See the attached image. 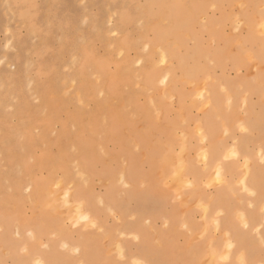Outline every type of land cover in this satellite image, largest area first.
<instances>
[{
    "label": "rangeland",
    "instance_id": "1",
    "mask_svg": "<svg viewBox=\"0 0 264 264\" xmlns=\"http://www.w3.org/2000/svg\"><path fill=\"white\" fill-rule=\"evenodd\" d=\"M263 17L264 0H0V264H221L226 233L190 212L217 191L224 128L240 153L225 189L243 202L257 170L246 202L264 212ZM168 152L185 157L174 185Z\"/></svg>",
    "mask_w": 264,
    "mask_h": 264
},
{
    "label": "crops",
    "instance_id": "2",
    "mask_svg": "<svg viewBox=\"0 0 264 264\" xmlns=\"http://www.w3.org/2000/svg\"><path fill=\"white\" fill-rule=\"evenodd\" d=\"M229 169L231 172H229L228 177L231 179V182L237 180L240 176V171L236 170L233 163L229 165ZM234 188L236 189L237 187L235 186ZM252 189L256 190L254 187ZM219 194L223 195L222 200L217 197ZM203 197L209 201L208 217L211 219H213L214 216V212L212 211L213 207L220 206L225 210V215L220 218V227H222V232L227 233V236L221 234L218 239L214 241V244L218 247L219 251L222 252L227 237L232 240L235 247L231 250L230 264H236L242 253L247 264H264V212L261 210V202L259 199H256V197L251 198V201L255 202V204L257 203V206L254 207V205L251 206L247 204L246 201L250 199L247 193H242L241 198L244 201L240 202L239 197L234 196L233 192L228 191V189L217 190L214 194L205 193L202 195V198ZM240 213H243L245 217L248 224L247 228H244L239 221L238 214ZM190 215L189 219L194 229L203 226V223L196 219L199 216H203V210L194 209L190 212ZM234 232L242 235L241 241L235 237ZM209 244L210 241L209 243L206 241L200 242L198 244L200 251H207Z\"/></svg>",
    "mask_w": 264,
    "mask_h": 264
},
{
    "label": "snow or ice",
    "instance_id": "3",
    "mask_svg": "<svg viewBox=\"0 0 264 264\" xmlns=\"http://www.w3.org/2000/svg\"><path fill=\"white\" fill-rule=\"evenodd\" d=\"M262 27H264V26H262ZM239 131L241 133H246L248 131V129L246 127H244L243 125H240ZM198 134L201 137V142L203 144H207L210 137L205 133V131L203 129H201V130H199ZM223 134L226 138H228L231 141V146L229 147L227 153L222 155L219 159L212 157V161L214 164L215 176H214V179L212 182L205 185V187H207L209 190H212V191L228 188L227 168L233 160H237L240 158V153L238 150V141L231 137L230 132L227 128H224ZM182 152H183V149H181V153ZM209 159H210V155L206 149L202 155V162H203V165L205 167H207V165L209 163ZM260 163L264 164V153L261 154ZM182 168H183V161L181 160V162L179 164V169H182ZM174 175H179V171L174 170ZM213 185L216 186L215 189L213 188ZM165 186L167 187V184ZM56 187L59 188V184H57ZM187 187L191 188L192 184L189 183L187 185ZM238 187L241 189L242 192L247 193L249 196H255L256 195V193L254 191H251L249 189L248 184H247V176L246 175L242 179L239 180ZM65 198H67V193L65 194ZM81 206H82V204H81ZM201 207H202L203 212L205 214V219H207V216L209 213V206L202 204ZM212 211L214 212L212 223L215 225L216 232H219L220 231V224H221L220 218L225 215V210L220 206H216V207L212 208ZM238 218H239V221L242 224V226L244 228H247L248 224L245 220L243 213L238 214ZM84 219L87 220L88 217H84ZM73 226H76V225H73ZM92 227H96V225L93 223ZM29 235H31V233H29ZM226 235H227V233H226ZM207 239H208V232H207V229H205L204 233H202V235H201V241L202 242L207 241ZM65 247H66V245H65ZM234 247H235V245L231 242V239H229V242L227 244V248L229 250V253L219 255V260H220L221 264H230V254H231V250ZM77 251H79V249H77ZM212 251H213L214 255L217 254L215 252V249H213ZM122 259H123V255L121 253L120 258H119V260H117L116 264H119V261ZM36 264H40V262L37 261ZM138 264H147V262L142 261V262H138ZM236 264H247V261L244 259L243 254H241L239 256Z\"/></svg>",
    "mask_w": 264,
    "mask_h": 264
},
{
    "label": "bare ground",
    "instance_id": "4",
    "mask_svg": "<svg viewBox=\"0 0 264 264\" xmlns=\"http://www.w3.org/2000/svg\"><path fill=\"white\" fill-rule=\"evenodd\" d=\"M192 15V14H191ZM170 19V18H169ZM180 19V18H179ZM176 22V18H172L171 17V23H175ZM249 23H250V26L251 27H256V24H257V22H256V24H255V22L253 21V20H249ZM260 26H261V29L259 28V27H257V28H259L260 30H262V31H264V27H262V26H264V17H263V20L261 21V23H260ZM251 29H254L255 30V28H251ZM258 29V30H259ZM259 30V31H260ZM255 34L257 33V29L255 30V31H253ZM185 34V33H184ZM186 35V34H185ZM164 36H162V38H163ZM169 42H170V40H168V44H169ZM171 43V42H170ZM262 44V43H261ZM170 45V44H169ZM161 47L163 48L162 49V52H161V56L163 57V59L167 56V55H169V53H172V51H171V49L168 47V46H164V45H161ZM157 48H155V50H156ZM157 50H159V49H157ZM161 50V49H160ZM159 50V51H160ZM160 57V56H159ZM161 58V57H160ZM165 60V59H164ZM167 65V64H166ZM164 75H165V73H164ZM227 95V94H226ZM78 96H79V94H78ZM228 96V95H227ZM227 96H226V98H227ZM229 97L231 98V96H230V94H229ZM228 99V98H227ZM114 100V99H113ZM81 101V100H80ZM194 129V128H193ZM194 132V131H193ZM209 132L211 133V128H209ZM184 140H185V137L183 138ZM180 143H182V142H180ZM182 145V144H181ZM164 146H165V144H164ZM185 146H186V144H185ZM181 147V146H180ZM217 146H215V145H213L212 146V149H211V160H210V164L214 167V164H213V161H212V157H215L216 159H219V152H218V149L216 148ZM239 149V148H238ZM168 150V149H167ZM185 151H186V149H184ZM205 150V149H204ZM204 150H203V153H204ZM173 152V151H172ZM169 153V152H168ZM174 153V152H173ZM173 153H172V155H171V153H169L170 154V156L169 155H165L164 157H162V160L160 161L159 160V162L160 163H162V165H163V168L164 167H166L165 165H167L168 163L171 165L172 163H170L171 162V159H169L170 160V162L167 160V158L168 157H170V158H172L173 157V159H172V161H175V159L177 158V156H174V155H176V154H174L173 155ZM178 153V152H177ZM185 153V152H184ZM184 153H182V154H184ZM182 154L180 155L181 157L179 158V159H176V160H184L185 159V157H184V155H183V157H182ZM223 154V153H222ZM179 155V154H178ZM224 155V154H223ZM163 156V155H162ZM199 156H200V154H199ZM175 158V159H174ZM248 159H246L245 158V163L247 164V166H248V169H246L247 171V173H249V174H251V170H250V164L248 163V162H250L249 160L247 161ZM185 162V161H184ZM184 166H186V164L184 165ZM169 167V166H168ZM211 167V166H210ZM162 168V167H161ZM207 168H209V167H207ZM247 168V167H246ZM160 168L158 169V173H161L162 174V176H164L165 174H166V172H165V174L163 175V172H160V171H162V170H160ZM207 170V169H206ZM178 171H179V175H177V177H176V175L175 176H173V181H176L175 183H173V185L174 184H177V183H179V182H182V181H184V176H185V173H183V172H181V169H178ZM257 170H252V174H251V181H250V185H249V183H247L248 184V187H249V189H252L253 187L255 188V189H257V187H258V183H259V179H257V172H256ZM168 172V171H167ZM168 175H169V172H168ZM172 175H174V173L172 174ZM172 175L171 176H169V177H167V178H172ZM253 175V176H252ZM247 176V175H246ZM123 177V176H122ZM176 177V178H175ZM162 178V177H161ZM166 177H165V179H164V181L167 179ZM178 178V179H177ZM184 178V179H183ZM178 180V181H177ZM187 181V180H186ZM171 183V182H170ZM187 183H189V182H187ZM193 183V182H192ZM172 184V183H171ZM172 185V186H173ZM181 185H183V184H181ZM185 185V184H184ZM180 186V185H179ZM253 186V187H252ZM61 187V186H60ZM181 188V187H180ZM177 189V188H176ZM65 190V189H64ZM179 190V189H178ZM48 191H50V190H48ZM253 191V190H252ZM51 192H53V190L51 191ZM50 192V196H51V193ZM182 195V194H181ZM58 196V195H57ZM220 196V195H219ZM219 196H217V197H219ZM50 198H53V197H50ZM50 198L48 199V200H50ZM63 198V197H62ZM180 198H183V200H184V198L185 197H180ZM59 199V198H58ZM64 199V198H63ZM44 200V199H43ZM47 200V201H48ZM222 200V199H221ZM216 201V200H215ZM51 203H53V201L51 200ZM58 203V202H57ZM185 203V202H184ZM202 203V202H201ZM45 205H47V204H45ZM54 205V204H53ZM52 205V206H53ZM58 205H59V203H58ZM69 205H70V203H69ZM198 205V204H197ZM49 206H51V205H49ZM199 206V205H198ZM54 207H56L55 205H54ZM58 207V206H57ZM80 207V208H79ZM78 208L80 209L79 210V215L80 214H84L85 212L83 211L84 209L82 208L83 207V205L81 206H79ZM187 207H188V205H187ZM190 207V206H189ZM81 208H82V210H81ZM57 210H61L59 207L57 208ZM82 211V212H81ZM86 211V210H85ZM81 212V213H80ZM77 213V212H76ZM75 213V214H76ZM86 215V214H85ZM85 215H83V216H85ZM80 217V216H79ZM82 217V216H81ZM88 217V216H87ZM84 218V217H83ZM204 220V219H203ZM207 228V227H206ZM222 228V227H221ZM189 229V228H188ZM254 231V230H253ZM194 236V235H193ZM199 237H201V236H199ZM198 237V238H199ZM222 237V236H221ZM235 237H237V239H239V241H241V238H242V235L241 234H239V233H235ZM209 238V237H208ZM262 238V237H261ZM228 239V241H227V244H228V242H229V237L227 238ZM194 240V239H193ZM262 240V239H261ZM232 242V241H231ZM233 243V242H232ZM263 243V242H262ZM188 244V243H187ZM186 244V245H187ZM120 245V244H119ZM206 248V247H205ZM221 248V247H220ZM118 249V248H117ZM207 249V248H206ZM118 252V251H117ZM215 252L216 253H218L217 252V250L215 249ZM146 253V252H145ZM203 253V252H202ZM211 253L213 254V251H211ZM219 254V253H218ZM204 255V254H203ZM241 255V254H240ZM213 256H214V254H213ZM216 257H217V254L215 255ZM244 256V255H243ZM209 258H211L212 260H210ZM218 258V257H217ZM208 259L210 260V261H208ZM208 259L207 260H205L206 262V264H209L208 262H212L214 259L212 258V257H208ZM237 259V258H236ZM137 260V259H136ZM217 260V259H216ZM139 260H137V262H138ZM212 263H214V262H212ZM212 263H210V264H212ZM215 264V263H214ZM258 264V263H257ZM260 264V263H259Z\"/></svg>",
    "mask_w": 264,
    "mask_h": 264
}]
</instances>
